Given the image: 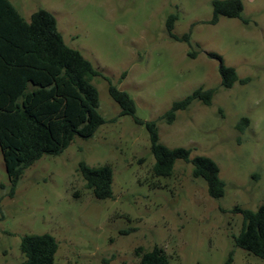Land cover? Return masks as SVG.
Segmentation results:
<instances>
[{
    "label": "rangeland",
    "instance_id": "rangeland-1",
    "mask_svg": "<svg viewBox=\"0 0 264 264\" xmlns=\"http://www.w3.org/2000/svg\"><path fill=\"white\" fill-rule=\"evenodd\" d=\"M28 20L38 8L56 19L65 44L78 50L101 76L98 111L105 122L88 139L75 136L57 155L27 167L9 195L0 151V264H20V238L49 233L57 241L55 264H139L138 248H163L170 264H264L234 245L242 215L264 201V0H241V17L212 18V0H10ZM176 14L172 38L165 19ZM218 54L235 69L232 87L220 82ZM109 80L135 102L134 116L155 121L159 141L191 149L219 167L223 196L208 195L192 164L176 160L169 177H156L148 132L108 93ZM214 89L211 103L193 100L161 118L194 90ZM248 125L240 132V118ZM112 168V197L97 200L78 163ZM127 232H124V231Z\"/></svg>",
    "mask_w": 264,
    "mask_h": 264
},
{
    "label": "trees",
    "instance_id": "trees-1",
    "mask_svg": "<svg viewBox=\"0 0 264 264\" xmlns=\"http://www.w3.org/2000/svg\"><path fill=\"white\" fill-rule=\"evenodd\" d=\"M211 5L210 23L217 22L220 15L242 18L241 0H212ZM176 18L172 13L166 17V31L176 40L188 41L189 33L181 37L171 33ZM208 56L218 60L223 87L247 80L239 79L235 69L225 65L218 54L209 52ZM95 76L101 73L78 50L65 44L52 13L38 8L26 20L10 0H0V151L10 183L9 195L34 161L42 155L61 153L75 136L92 137L105 122L98 111V91L91 83ZM107 82L108 93L120 108L119 115H130L137 124L145 126L154 158V176L169 177L176 160L189 162L193 177L206 182L208 195L223 196L225 183L212 158L191 157L190 148L162 144L155 121L136 118L130 95ZM213 94L212 88H198L174 101L161 118L171 123L176 111L185 109L193 100L209 105ZM247 125L248 119L242 117L236 128L242 132ZM77 170L94 198L112 197L110 165L89 166L80 161ZM231 211L242 215L240 231L233 235L234 245L264 259V201L255 210L236 206ZM57 248L55 237L49 233L25 234L19 243L24 257L20 264H55ZM136 253L139 264H170L163 248L157 245L148 251L138 248ZM232 260L230 252L223 264H231Z\"/></svg>",
    "mask_w": 264,
    "mask_h": 264
}]
</instances>
